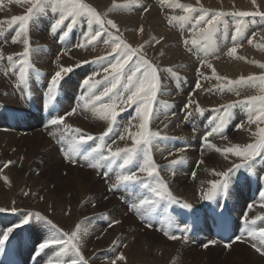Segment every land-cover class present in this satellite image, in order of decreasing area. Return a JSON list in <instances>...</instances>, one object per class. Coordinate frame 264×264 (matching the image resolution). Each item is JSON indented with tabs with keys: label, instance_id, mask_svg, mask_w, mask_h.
<instances>
[{
	"label": "bare ground",
	"instance_id": "1",
	"mask_svg": "<svg viewBox=\"0 0 264 264\" xmlns=\"http://www.w3.org/2000/svg\"><path fill=\"white\" fill-rule=\"evenodd\" d=\"M111 1L112 0H82L83 3H86L92 8H94L105 19H112L114 22H116L120 29L118 35H122V39L125 42H127L130 46H132L133 48H140L142 44H145L142 47V53L143 50L146 49L144 50L146 54V58L154 62L155 64L159 65L157 66L154 64V66L158 67L159 69V73H160V74L158 73L159 80L161 85L165 86V89L161 88V94H158L157 99L160 98V99H170V100H168L169 103L164 108H160L158 106V103L155 106V111L159 113L160 125H157L155 124V122L152 121L150 125L151 130L159 132L161 136H165L163 134L165 131L173 129L176 126H180V127L189 126L193 121L195 122L194 124L195 130L193 135L196 134L195 138L197 139V142L194 143L191 140V137L183 136L184 135L183 130H178V134L181 136L178 139V141L172 142L168 138L163 142L167 143L168 146L167 148H172V150L174 151H178V149L184 148L188 146V144H191L192 147H194L195 145L196 147L203 149L204 148L203 136L205 135V132L201 128H199V125L197 124L195 118L189 120L185 119V113H183L182 111L187 103L186 99L190 98V97L186 98V93L188 92V90H190V92H188V95L191 96L194 94L195 95L194 101L200 102V104L204 107H209L208 111L211 112L212 115L214 116L219 115V113L212 110L219 108L225 103H229L234 99L236 100L246 99L254 95H257V93H255L256 89L252 85V82H249L244 85L235 86V90L230 91L231 93H227V94L225 93L228 91L227 90L221 91L219 89V85L226 84L228 80H233V81L239 80L241 77H244L246 79L247 77L250 76L253 77L258 75H264V71H258V70H264V68L260 67V65L264 64V19H259L255 17L249 22H246L244 24V28H245L244 33L241 36H239L235 41L236 44L240 45L237 48V53L235 57L229 56L227 54L229 49L234 45V42L232 40V35L235 33V23L237 21V19H230V23H228L229 29L227 34L226 35L223 34V30H221V33L217 34L216 37L217 43L216 45L212 46L213 51L206 56L207 63H210L215 69L216 76H213V68H208L207 65L204 64L205 61L204 51L200 48L199 45L193 46L191 44V40L197 38V33H194L192 31V25L190 23H185L181 21H173L172 24H169L168 22L169 17L172 16L175 10L174 8L180 11L183 15H186V13H184L180 7H177V5L187 6V3L189 4L191 1H196V0H136L135 4H129V0H117L116 1L117 4H114L116 7H114V5L110 7L108 5ZM225 1L229 2V0H225ZM204 2L206 3V5L209 6V4L211 2L213 3L214 0H204ZM215 2H214V6L218 5ZM243 2L245 1H242V3ZM26 5H27L26 2L16 3L15 0H0V11L6 8L0 14V25L2 26V33L5 34L6 36H9L8 37L9 48L14 45V43H12V40L15 38L16 31H18V24H10V22L14 17L23 15L22 11L23 8L26 7ZM109 7L110 9L107 11ZM145 8H147L148 11L145 12L144 11ZM116 9H123L127 11L128 17L130 18L119 16L118 13L116 12ZM193 15L196 14L194 13ZM52 23H53V14L49 9L46 14H41L39 16V19L37 21L32 22L29 27L30 31L32 32V35L28 33V39L30 42V50H31L30 64L36 65L37 66L36 68L40 71V79L41 77L44 78L41 80V82L34 85L33 78L30 75L32 82H31V86L27 90V94H24L25 103L23 105L26 106L29 105L28 104L30 102L29 94L32 93L40 94L42 92H46V86L49 84L51 76L55 73V71L59 70L56 66L53 69V65H52V61L57 57L59 53L61 52L63 53L62 59L64 64H67V66H74L76 63L69 62L68 58H63L70 51L82 53V54L73 53V55L76 58H80L79 62L84 60L91 61L92 57H95L102 53L107 54L110 51V48H108L102 43L99 44L95 49H92L91 46H89L87 50L76 47L78 43L82 42L83 39L82 32L86 31V25L84 28H81L78 25L72 30V32L68 33V35L65 36L63 35V30L58 31L56 35H53L50 31V27ZM141 26L144 29L143 33L139 32ZM43 27H46L47 29V33L45 34L44 38L47 41H49L48 42L49 46L43 45L42 48H39V44L41 43V40H35L34 38L38 37ZM128 29H133L135 32L138 31V34H129ZM198 31L199 30H197V32ZM56 37L60 38L59 39L60 43H58L59 45L56 44ZM62 37H64V39H62ZM157 39L160 40L159 44L155 43V40ZM185 39L189 41V44L187 46H185L183 43ZM249 39L252 40L251 44L248 43ZM164 48L168 50H166L165 52L164 51L161 52L159 57L161 59H157L156 50L161 51ZM65 49H70V50L65 53ZM19 51L20 50L8 51V54H10V52H13L14 54ZM9 56L12 55H7V58ZM12 57L14 61H18L20 59L19 54H15ZM245 58H248V61L244 60ZM249 59L252 62L249 61ZM6 62L7 60H3V59H1L0 62V90L5 89L3 84H5L8 80V75L5 74L7 72L6 69L8 67L6 66ZM57 62L58 61H56V63ZM59 65H61V62ZM82 67L83 69L80 67L81 69L77 68V70L75 69L76 71L73 72L77 76L76 81L72 82V81H68V79H64L61 82L60 89L57 93V97L59 99L57 101L54 100L56 107H59L61 105V107L63 108L64 105L66 106L65 113L71 111L73 107H76L74 104L77 105V103H80L78 98L81 95V92L83 91V89H80V87L82 86L81 80L82 78L88 75L89 73L88 69H90L89 64L82 65ZM98 68L99 65H97V67L94 70ZM203 68L204 71L202 72ZM17 69L18 67L15 69V71H13V75H12L13 89H16L18 87L17 86L18 73H16ZM170 70L172 71V73L175 74L174 76L176 77V79L178 77L177 79L178 84L180 83L182 84L183 82L187 81L188 83L187 87L182 88L180 87V85L174 86L173 80L171 77H169L168 74ZM205 77H207V79H205ZM216 77H223L225 79L217 80ZM96 79L101 80L102 76H96ZM198 80L202 84L201 89L205 90L201 96H199L197 93L201 89H197V88L195 89V85ZM102 87L103 84L100 86V89H102ZM237 91L244 95L241 97L230 98L232 95H236ZM175 93L177 94V96H175ZM258 93L264 94V91H260ZM66 96L71 97L70 104L72 106L66 105V102H68L67 100H65ZM259 96H264V95H259ZM54 101H48L50 117L61 115L62 113L60 111H57L56 108H54L53 106ZM39 104H40L39 106L40 109L42 106L40 102ZM23 105L18 104L16 100V96L13 93H11L10 90H8L5 94L0 95V128H7L9 130L8 134H10V135L0 134V151H2L0 155V166H1L0 174L2 180L5 179L3 175L6 176L8 180V183L5 182L3 183L0 180V207L8 209V211H6L5 213H0V225H1L0 231H3L6 229V227L12 226L15 223H17L20 219L23 218V216L26 213L39 212L40 214L45 215L48 219L52 220L53 223H55L59 229L70 233L74 228H76L79 225V220L82 219V217L83 218L86 217L85 212L79 210L78 204L65 205L66 201L63 199H58L56 194L54 193L55 191H51L52 188H54V186L45 185L43 192H41L40 195L37 198H35L33 196V192L36 191L38 185H41L43 183V181L41 180V175H38L39 171L38 174H33L31 172V169L33 168L32 160L35 158L34 154H36V151L33 149L30 152H27V154H24V152L22 153L18 149V152H16L15 154L12 152L15 145V139H16L15 134L24 131L21 128L18 129L17 127L18 114H16L14 110H18L20 111V113H24L25 107ZM1 107L14 108V110L12 109V113H13L12 117H8L6 116V114L4 115L1 112ZM131 110H133L134 112L133 108H131ZM84 112L83 110L78 109L76 116L72 119L66 120V122L72 124L75 127L74 121L79 120L84 115H86V121H90L92 119L91 116L92 112L91 111H84ZM242 112L243 109L237 110L235 114L231 115V118L229 120L231 124L237 129L238 134L235 135L236 139L243 142V145L245 144L247 145V143H252L254 137L251 136L250 133L246 131V126H250V125L254 126L255 123L249 124L248 120L244 118V116L242 115ZM166 116L167 118H165ZM37 119L42 122V125L46 123L42 117H38ZM103 122L105 124L99 123L96 125H89L80 122L78 124V127L93 133H102L108 127V123L106 121ZM241 124H243L242 128L239 127V125ZM165 125H167V127H165ZM124 126L125 125L120 124L119 129L111 133L109 137L106 138L108 143H111L113 139L116 140V143L112 145L113 148L125 147V146L131 147L132 142L131 139L127 137V133H125L124 140H119L118 139L119 136L114 135V133L120 135V132L123 130ZM156 128H159V130H157ZM131 130L133 132L136 131L135 128ZM49 131L52 134L54 132V129ZM49 131H47V134L50 133ZM29 137L33 141H36L37 143L43 141L46 144H51L50 141L44 138L42 132L33 131L31 135H28V138ZM55 140L56 139H54L53 141ZM92 143H89L88 147ZM62 145L65 147V151H66V145L64 144ZM3 148L7 150L5 154L8 151L11 152L10 155L12 159H10L9 161L13 162L17 160L15 161V164H11L16 167H11L10 165L7 168H3V165L7 163L6 161H8V160H4L1 157L4 152ZM161 148H162L161 145L159 146V148L154 146L152 151L153 160L157 166V169L159 170L160 177L166 180L168 176H172L171 174H175L182 183H188L190 186L188 184H183L180 186L181 190L177 191L179 196H183L182 190H185L186 192L189 191V193L187 194V199L186 200L178 199V200L181 202H186L191 204L193 208L198 207L199 201H203L206 203L210 201L204 199L202 193L206 192L210 188L211 182L215 181L214 179L218 177L214 175V172H220L222 169L227 170V168L233 165L236 159V157L233 156H229L228 159H225L222 154L221 155L223 156L224 159H220L216 154L214 155L213 159L208 160L211 162H208L203 166V168L211 170V171H207L201 169V163L199 164L196 163V160L200 158L202 159L203 155L202 156L195 155L194 157H191L192 153L182 152L172 156V154L170 155V153L174 151H171L169 153L167 150L164 149L161 150ZM15 156L17 157V159L14 158ZM56 157L58 158L57 160L60 159L62 162H65L62 160L61 154L59 152L57 153L56 151V156L52 160V164H56V165L60 164L58 162H55ZM181 157L183 158V160L181 163H178L180 164L178 168V172H169L165 170L167 167L168 170L170 169L169 164L172 160H180ZM166 159H169L170 161L165 162ZM235 163H240V162H235ZM253 164L255 167L253 168L251 174H253L256 177L257 192H258L264 186V159H260L258 157L257 160L253 162ZM85 165H86V161H84L83 159H79L78 166H76V168H72L74 171V177H72L71 179L70 178L66 179V182L61 181L58 186L56 185L57 188L60 189L64 188L67 185L70 186L69 192L72 193V196L69 198L67 195V202H70L72 200L71 203H74L75 197H78V192H82L80 195V197L82 198L81 204L88 199L87 197H83L85 196L83 194H85L87 187L86 185L87 183L84 177L85 175L89 174V171H82L79 173L80 175L77 173L79 170L77 168H81ZM24 168H27L30 177L27 178L22 177L21 173L24 172L23 171ZM101 169L95 170L96 172L94 174H97V172L101 171ZM130 169L133 171H138V166L134 164L130 166ZM128 170L129 169H124L122 171L126 172ZM120 171L121 170L118 168L117 170L118 175L121 174ZM189 173L195 174L192 180H190V178L187 176ZM251 174L245 168H241L231 177L230 186H233L235 188L236 194L234 195L233 192H230V194H228L227 205L230 209L232 216L236 220L240 219V217L243 216L247 211L250 212V219L258 215H264V210H258L253 208V206L257 204L258 201L256 200V196L253 194V187L248 182ZM115 175L116 172L111 170L110 173H108V175L106 176L107 182L108 183L111 182ZM139 175L143 180L149 178L146 176V174L143 173H139ZM239 178H242L244 181L239 182L238 181ZM37 183L39 184L36 185ZM3 187L8 189L9 191V193H5L4 196H2ZM74 187H76V192L74 191ZM20 190H24V192L29 193V195L26 196L25 198L27 204H25L24 206H22V204L19 203V201H23L24 199L17 195V192ZM139 192H140L139 189L134 188V192H133L134 194L137 195ZM219 196L220 194H218L217 197ZM236 198H238L240 201L243 202L242 206H240V204L236 202L237 201L235 200ZM234 200L235 202L233 204ZM29 203H31V205ZM93 203L94 200L91 199L87 203V205H91ZM263 203H264V198H263ZM172 204L174 206L180 207L179 204H175V203ZM67 206L71 207L69 212L65 211V208ZM13 207L17 209L15 213L11 212V208ZM21 210L26 212L22 213L20 212ZM89 211L91 213H89L88 215H93L97 213L95 207H91ZM10 215L12 218H10ZM125 217L126 216L124 214L119 215L117 217V220L120 221V223H118L117 226H115L111 230H104L102 232H99L97 235H95V237H93L96 240L94 246H92L93 251L97 252L99 250L102 249L104 250L110 247L109 251L103 254L105 256V259H108V261L110 262L108 264H117L118 262H120L116 258L118 255L121 254L126 257V260L119 264H177L176 262H178L177 261L178 255L175 252V249L172 245L170 248L165 246V244L159 245L157 249H155L158 251L157 257H152L150 255L149 242L147 240H143L142 238H140L138 235L139 233L138 231L124 233L128 235V237L125 240L123 238L115 239L117 235L122 234L120 233V224ZM117 220L115 219L113 214L109 221V224L112 221H117ZM32 224L33 223H30L29 225L26 226L29 227ZM259 227H264V220H261V224ZM27 231L31 234V236L35 240H36V235L39 233L38 237H40V242L46 238L42 230L41 224L39 223L35 228H31V229L27 228ZM99 237L102 239L99 240ZM90 238H92L90 234H85L83 238V245L84 244L86 245L87 243L86 240L90 241ZM114 241L117 242V244L119 245L118 247L114 245L113 243ZM174 245L177 246L176 244ZM187 247L191 248L189 246ZM233 247L234 246H232L231 248ZM52 249L46 253V257H45L46 261H42V264H50V262L56 263L58 261L54 257L55 254L54 252H52ZM210 250L211 249H209L208 251ZM109 252L111 253V256L108 255ZM251 253L254 258H258V256L255 253L253 252ZM178 264L180 263L178 262Z\"/></svg>",
	"mask_w": 264,
	"mask_h": 264
},
{
	"label": "snow or ice",
	"instance_id": "2",
	"mask_svg": "<svg viewBox=\"0 0 264 264\" xmlns=\"http://www.w3.org/2000/svg\"><path fill=\"white\" fill-rule=\"evenodd\" d=\"M16 3L26 2L31 6L27 9V13L22 16H16L12 19L10 24H18V31L15 33V38L12 43L22 42L24 45L23 52L19 54L20 59L14 61L12 56L7 59L12 62L10 67L13 71L18 67V87H27L30 78V42L28 39V32L30 23L37 19L41 14H46L50 9L53 14V23L51 24L50 31L53 35H56L58 31L63 30V35L67 36L68 33L78 25L84 28L86 25V31L82 32V42L78 43L76 47L87 50L89 46L95 49L99 44H104L110 51L105 56L97 57L92 61L84 60L76 63L74 66L58 65L57 71L51 76L49 84L46 86L48 93L47 101L56 100L57 93L60 89L61 82L65 76L72 73L74 68H79L85 64H97L99 68L82 81L84 86L76 107H73L71 111L66 115H56L50 119V127L54 129L52 133L53 138L58 143L66 145L65 159L70 164H77L79 159L86 161L87 167L93 169L104 168L111 171L113 166L118 167L121 170L129 169L127 172L122 171L116 177V182L112 185L113 188L119 186H134L138 185L143 189H146L150 195L142 194L138 198V203L132 204V208L138 215L145 217V226L153 228V220H159L161 223L167 225L168 229H160L167 239L175 241L181 237L174 234L175 230L180 233H186L189 231L188 226L185 224L183 227L180 223L171 216L160 217L157 215L158 207L163 203L165 210H167L168 204H179L181 208L188 211L192 210V205L186 202L179 201L169 190L168 185L160 177L159 170L153 160V147L159 148L160 142L167 140V136H161L157 131L151 130V122L153 119H159V115L155 112V106L158 103V94H161L162 85L159 80V69L154 66L149 59L146 58V54L142 53V47L133 48L127 42L122 39V35H118L120 29L116 22L112 19H105L94 8L82 0H15ZM136 0H129V4H135ZM254 6L257 7L256 11H235V12H209L203 7L200 9L193 8L191 6L177 5L180 7L186 15L172 16L169 19V24L173 21H181L190 23L192 25V31L197 33V38L191 40L193 46L199 45L204 51L205 56L209 55L213 51L214 45H216V37L218 33L227 34L229 25L223 19L227 16L233 18H240L235 23V33L232 35L234 45L229 49V56H236L237 48L240 46L235 41L241 36L244 31L245 21L243 18L248 17H264V12L258 10L256 0H252ZM114 7H116L114 5ZM144 11H148L147 8ZM198 15H193L194 13ZM197 30H199L197 32ZM144 29L141 26L139 32L143 33ZM3 35V33H0ZM21 38L22 41H21ZM150 43V42H149ZM156 44L160 43V40H155ZM184 45L187 46L189 41L185 39ZM249 44L252 40L249 39ZM70 49H65V53ZM0 59H3L0 55ZM204 64L208 68H213L207 60ZM203 66V65H202ZM264 68V64L260 65ZM7 75V72L5 73ZM96 76H102L101 80H97ZM213 76H216L215 69L213 68ZM178 79V77H177ZM207 79V77H205ZM217 80H224L223 77H216ZM256 77H241L239 80H228L226 84L219 85L221 91H234L235 86L244 85L249 82L255 83ZM261 90L264 91V76L259 77ZM103 84L102 89L100 86ZM195 87L197 89L202 88L201 82L198 80ZM100 89V90H98ZM239 95V92H236ZM248 109L249 115L247 117L249 124H257L258 131L255 135L258 139L254 143H249L246 146L232 145L226 148H219L212 144L209 137L219 136L221 139L227 140V136L224 135L225 125L231 118V110L235 107V104H229L227 106H220L217 109H213L219 113L210 121V130L203 136L204 143L208 148H214L216 152L221 153L225 159L229 156L236 157L240 160V163H233V165L227 168L226 171L214 172V175L221 177V180L212 181L210 188L203 192V198L206 200H215L218 194L227 195L231 177L234 173L238 172L241 168H245L251 174L254 168L253 162L260 159H264V127H259L260 124H264V96H252L246 101L241 102ZM196 107L193 109V105ZM47 107V102L45 103ZM133 108L135 115L130 114L127 123L118 137L119 140L125 139V133L127 137L131 139V147H116L113 148V144L116 140L113 139L111 143H108L106 138L117 129H119L121 121L118 120L122 112L127 109ZM221 108L223 111H221ZM77 109L84 111H91L92 114L98 117L102 121L108 123L107 129L99 136H93L91 134L83 132L80 128L74 127L72 124L66 122L68 116H72L77 112ZM193 111L203 114V109L199 106L198 102L188 99L185 105V119L193 115ZM167 118V116L165 117ZM167 127V125H165ZM240 128L243 124L239 125ZM135 128L136 131L131 129ZM93 142L88 148L89 142ZM179 152H184V148L178 149ZM172 153H170L171 155ZM180 160H172L170 165H176L181 163ZM204 161H200L203 163ZM11 161L3 165V168H7L11 165ZM138 166V171L130 169L132 165ZM139 173L146 174L147 177L152 178L153 182H147L141 179ZM195 175V174H193ZM5 183H8L5 178ZM111 190V189H110ZM23 195L28 196V192H24ZM260 207H264V203L260 204ZM8 209L0 207V213H5ZM17 209L11 208V212L15 213ZM264 220V215H258L254 218H249L247 213L243 216L245 225L257 224V221ZM30 223H39L41 226L47 225L50 231V236L47 239L42 240L36 250V255H40L50 246H59L58 256L72 257L68 261V264H89V261L82 253L83 247V235L80 232L79 226L74 231L64 232L57 227L52 220L48 219L45 215L39 212L26 213L22 219L12 226L6 227L5 230L0 232V250L6 242L9 241L10 236L22 226L29 225ZM120 223V221H112L109 227ZM246 243L251 241V247L259 253L260 256H264V227H251L248 229L246 236H237L234 241L226 243L224 247L230 249L232 243L235 242ZM115 246H119L117 242H113ZM215 244V241L212 242ZM208 247V245H205ZM118 261H125L124 255H119L116 258ZM51 264V262H50ZM56 264H65V261L58 260Z\"/></svg>",
	"mask_w": 264,
	"mask_h": 264
},
{
	"label": "rangeland",
	"instance_id": "3",
	"mask_svg": "<svg viewBox=\"0 0 264 264\" xmlns=\"http://www.w3.org/2000/svg\"><path fill=\"white\" fill-rule=\"evenodd\" d=\"M116 1L117 0H112L111 1L112 3L110 2L108 6L111 7L112 5L117 4ZM224 1L225 0H214V2L216 4H218V5L214 6V2L213 3L211 2L209 4V6H208L204 2V0H196V1H191L189 3V5H191V6L193 5L196 8L203 7V9H207V11L213 12V13L214 12H218V11H224V12H229L230 11L229 13H231V12H235V11H256L257 10V7L253 5L252 0H229V2L225 1L226 3ZM242 1H245V2L242 3ZM256 5H258V10L259 11L264 12V0H256ZM30 6L31 5L29 3H27L26 7L23 8V11H22L23 15H25L27 13V9ZM10 7H12V6H10ZM110 7L107 9V11L110 9ZM5 9H2L0 11V14ZM116 12L118 13L119 16L128 17V12L123 10V9H116ZM179 15H182V13L180 12ZM128 18H130V17H128ZM225 18H233V17L232 16H227V17H224L223 19H225ZM251 18H253V17H248L247 19H251ZM38 19H39V17L37 19L33 20L32 22L37 21ZM243 19H245V18H243ZM31 23H30V25H31ZM0 33H2V26L1 25H0ZM28 33L30 35H32V32L30 31V28H29V32ZM46 33H47V29H46V27H43L41 29L38 37L34 38L35 40H41V43L39 44V48H42L43 45H48L49 44L48 43L49 41H47L44 38ZM128 33L129 34H138V31L135 32L133 29H128ZM8 37L9 36H6L5 34L0 35V42H1L0 43V52L2 54L3 60H7V61H8V59H7L8 51L20 50L19 52H16L14 54H13V52H10V55L13 56L15 54L22 53L23 52V48H24V45H23L22 42H17V43H15L13 46H11L9 48ZM22 39L23 38H21V41H22ZM59 39L60 38L56 37V44L57 45H59L58 43H60ZM144 45L145 44H142V46H144ZM144 50H146V49H144ZM144 50H143V54H145ZM166 50H168V49L164 48L161 51L156 50V54H157L156 58L157 59H161V58H159L160 57V53L163 52V51L165 52ZM73 53H78V52L70 51L63 58H68L69 62L78 63L80 58H76L73 55ZM99 53H101V52H99ZM78 54H82V53H78ZM102 54H99V55H97L95 57H92L91 61L96 59L98 56L100 57L101 55L102 56L107 55L106 53L105 54L102 53ZM205 60H206V56H205ZM244 60L248 61V58H245ZM56 61H58L57 62L58 64L56 63ZM249 61H251V60L249 59ZM60 62H61V65L67 66V64L63 63L62 56H58L57 58H55L52 61L53 69H54L55 66L58 68V65L60 64ZM150 62H152V61H150ZM152 63L155 64L154 62H152ZM155 65H157V64H155ZM205 65H204V68H205ZM157 66H159V65H157ZM94 67H95V65H93L91 68H94ZM81 68L79 67L78 69H81ZM204 68H203L202 72L204 71ZM75 69L77 70V68H74L73 72L76 71ZM91 70H93V69H91ZM6 71H7V75H8V80H7V82L5 84H3L5 89L0 90V95H3L8 90H12L13 89V86H12V83H13L12 75H13V73L8 71V67H7ZM258 71H264V70H258ZM73 72L70 75L68 74L66 77H72V76L75 77L76 74L73 73ZM202 72H201V74H202ZM168 74H169V77H171L172 75L173 76L175 75L174 73H172L171 70L168 72ZM261 76H264V75L253 76V77L257 78L256 82L252 83V85L256 89L255 93H257V95H254V96L264 95V94L258 93V92L262 91L261 90V85H260V82H259V77H261ZM75 78L77 79V76ZM71 79L72 78H69L68 81L71 80ZM76 79H75V81H76ZM179 85H180V87L185 88V87H187L188 83H187V81H185L184 83H182V84L180 83ZM162 89H165V86H162ZM204 91H205L204 89H201L197 93H198L199 96H201L204 93ZM188 92H190V90H188ZM188 92L186 93V98L190 97L194 101L195 95L193 94V95L189 96ZM45 93L46 92H42L40 94H33V93L29 94L30 95L29 104H34L35 103L37 105V108L39 109V106H40L39 102L41 103V106H42V102H44V94ZM227 93H231V92L228 91L225 94H227ZM243 95L244 94L239 93V95H237V94L236 95H232L230 98L241 97ZM175 96H177L176 93H175ZM67 97H69V96H66V98ZM188 99H186V102L188 101ZM247 99L248 98L240 99V100L234 99V100H232L229 103L223 104V106H227L229 104H235V107L232 108V110H231L232 114H235L237 110L243 109L241 102H243V101H245ZM168 100H170V99H160V98H158V106L160 108H164L169 103ZM47 103H48V101H47ZM70 103H71V101L68 104L70 106H72ZM198 104L204 110L203 114H200V113H197V112L193 111V115H192L191 119H194V118L197 119L196 122L199 125V128H201L206 134L207 131H206V126H205L204 123H205L206 120L209 119L208 117H212L213 118L214 115H212V113L208 111L209 107L202 106L200 104V102H198ZM195 107H196V105L194 104L193 105V109ZM63 108L66 109V106L64 105ZM221 111H223L222 108H221ZM247 111H248V109H247ZM64 114H65V112H64ZM130 114L132 116L135 115V113L133 112V110H131V108H129L125 112L121 113L120 117H118V120L121 121V123H120L121 125H125L127 123V120L129 118ZM156 114L159 115V113H157V112H156ZM61 115H63V112L61 113ZM242 115L244 116V118L247 119L249 114H247L243 110ZM91 116H92V119L90 121H82L80 119L74 121L75 127H78V124L80 122H82L84 124H89V125H96V124H99V123H104L103 121H101L98 117L94 116L93 114ZM193 116H196V117H193ZM152 121L155 122V124L160 125L159 124L160 123L159 119H153ZM229 126L231 127L230 129H228ZM259 127H264V124H260ZM80 129L83 132L91 134L93 136H98V135H101L103 133V132L102 133H93V132H90V131L82 129V128H80ZM156 129L159 130V128H156ZM191 129H193V131H194L195 130V125H189V126H185V127L176 126L173 129L165 131L163 134L165 136H167L172 142H175V141H178V139L181 137L178 134V130H183L184 131V135L183 136L191 137L190 134H189V133H191ZM227 129L229 130L228 133H227ZM246 131L249 132L250 135L254 137L252 143L256 142L257 139H258V136L255 135V133H257V131H258V125L255 124L254 126H252V125L246 126ZM31 132H33V131H31ZM236 134H238L237 129L231 124L230 120H228V122L225 125V129H224V135L227 136V140L221 139L219 136H214V137H210V141L216 147H219L221 149L226 148V147H230L232 145L246 146V144L243 145V142H241L240 140L236 139V136H235ZM8 135H10V134H8ZM114 135L115 136H119L116 133H114ZM20 137L15 139V145H14V148H13L12 152L15 154L16 152H18V149H19L20 152H22V153L24 152V154H27V152H30L31 150L34 149L36 151V154H34L35 158L32 160L33 168L31 169V172L33 174H38V171H39L38 175H41V180L43 181V183L41 185H38L39 183L36 184L38 186L36 188V191L33 192V196L35 198H37L40 195V193L43 192V189H44L45 185H50V186H54V188H52L51 191H55L54 193L56 194L57 198L58 199H63V200L66 201L65 205H73V204L76 205V204H78L79 210L80 211H84L85 214H86L85 218L82 217V219L79 220V225L78 226L80 228V232L82 234H84V235L85 234H90L92 236V238H90V241L86 240V242H87L86 245L84 244L83 247H82L83 255L89 261V264H108V263H110L108 261V259H105V256L103 255L104 253H107L109 251L110 247L107 248V249H104V250L103 249L99 250L97 252L93 251V247L92 246H94L95 241H96L93 237H95V235H97L99 232H102L104 230H111L112 229V228L109 229V222L108 223H105V222L106 221H110V219H111L113 214H114V217H115L116 220H117V217L119 215L124 214L122 208L120 207L122 205L118 204L117 201H114V197H115L116 194H118V193L119 194H124L125 193V190L123 189V186H119V187H115V188L111 187L112 188V193H111L112 196H108L107 193H104V187H103L104 185L101 184L102 182L99 181V180H96V175L97 174L93 175V173H92V170H94V173H95V170H97V169H93V168H90V167H87V166H83L81 168H77V169H79L77 173L79 174L82 171H89V174L85 175V177H84V179L86 180V183H87L86 184L87 187H86L85 194H83V195H85L83 197H87L88 199L85 200L81 204V199L82 198L80 197V195H81L82 192H78V197H75L74 203H71L72 200L70 202H67V195H68L69 198L72 196V193L69 192L70 186L67 185V186H65L62 189L57 188V186L60 184L61 181L62 182L65 181L66 182V179H69V178L71 179L72 177H74V171H73L72 168H76V167L70 166L71 165L70 163H69L68 167H66V164H65L66 162H62L60 159L57 160L58 159L57 157H56V161L55 162H58L60 164H57V165L56 164H52V160L56 156V151H55L54 147L52 146V144H46L43 141H40L39 143H37L36 141H33L30 137L28 138V136H20ZM247 144H249V143H247ZM160 145H161V147L164 150H167L169 153L171 151H174V150H172V148H167L168 146H167L166 142L161 141ZM194 147H196V146L194 145ZM15 148H17V151H14ZM202 150L204 152L203 153V157H202V161H204V162L201 163V169L202 170L211 171L210 169L203 168V166L206 163L211 162V161H208V160L209 159H213L214 155L217 154L220 159H224L223 156L221 155V153L216 152L214 148H208V147L204 146V148ZM6 151L7 150L4 149L3 155L1 157L4 160H8L9 161L10 159H12V157L10 155L11 152L8 151L5 154ZM0 152H2V151H0ZM194 152L198 153V150L195 149ZM190 153H192V152H190ZM195 153H192L191 157H194L195 155H197ZM14 158L17 159L16 156ZM8 161H6V162H8ZM15 161H17V160H15ZM15 161H13L11 164H15ZM168 161H170V160L169 159L165 160V162H168ZM235 162H240V160L238 158H236ZM34 165L37 166L38 168L35 167ZM179 165L180 164H178L177 169H174L175 165H170L169 164L170 169L168 170V167H167L165 170H167L169 172H178ZM77 166H78V163H77ZM11 167H16V166L11 165ZM112 170L116 172V175L114 176L112 181L109 182V184L113 185L116 182V177L118 176V174H117L118 167L113 166ZM23 171L24 172L21 173L22 177H25V178L30 177V174H29L27 168H24ZM221 171H226V170L222 169ZM100 172H102V173L104 172L103 174H104L105 177L108 175V173H110V171H108V170H106L104 168H102ZM3 177L6 178V176H4V175H3ZM106 179H107V177H106ZM221 179H222L221 177H217L214 180L218 181V180H221ZM0 180L3 183L5 182V179L2 180L1 174H0ZM166 182L168 184L169 190L172 192V194L177 199H181V200H186L187 199V194L189 193V191L186 192L185 190H182L183 196H179L177 191L181 190L180 189L181 185L188 184V183H182L177 178L176 175L175 176L172 175V177L168 176V178L166 179ZM229 187H230V185H229ZM74 191L76 192V187H74ZM2 192H3L2 196H4L5 193H9L8 189H6L5 187H3ZM15 192H17V191H15ZM132 192H134V188L132 189ZM23 193H24V190H20V191L17 192V195L19 197L24 198L23 201H19V203H21L22 206L27 204L26 200H25L26 196L23 195ZM91 199L94 200V203L91 204V205H87V203ZM235 200H237L236 202H238L239 199L236 198ZM235 200L233 201V204H234ZM240 202H242V201H240ZM29 204L31 205V203H29ZM240 206H242V205H240ZM91 207H95V210L97 211L96 214L88 215L89 213H91L89 211L91 209ZM70 209H71V207L67 206L65 208V211L69 212ZM124 210H125V208H124ZM20 212L23 213V212H26V211H22L21 210ZM4 216H6V215H4ZM10 218H12L11 215H10ZM130 218L131 219H129V217H125L124 220H122V222L120 224V233H122V234L117 235L115 237V239L116 238H118V239H122L123 238L125 240L128 237V235H126L124 233L138 231L139 232L138 233L139 237L142 238L143 240H147L149 242V244H150V255L152 257H157L158 251L155 250V249H157V247L159 245L165 244V246H167L168 248H170L171 245L174 247L175 252L178 255L177 261L180 264H190V260H192V264H203V263L204 264H208V261H209V264H264V259L259 258V257H258L259 259L258 258H254L252 253L246 247H244V246L242 247V246H239V245H236L233 248H231L232 249L231 250V254L229 253L227 256H224V254H222L220 250H217L218 252H213L211 250L207 251V254L205 256H203L204 252L202 250L197 251V252H193L195 249L188 248L187 246H184L185 248L183 250L182 247H179V246L177 247V246L174 245V243H172V244L168 243L167 241L162 239L158 234H156L154 232H148V231L143 232L142 230H139V228L142 229V227L136 226L137 225L136 222L132 219L131 216H130ZM126 219H127V221H126ZM37 224L38 223H33L28 228L29 229L35 228L37 226ZM107 225H108V228H107ZM41 227H42V230H43V232H44V234L46 236L45 239L49 238L50 231H49L48 226L47 225H43ZM76 229H77V227L74 228L72 231H74ZM0 232H2V231H0ZM64 232H66V231H64ZM38 234L36 235V241H37L36 244H39V242H40V237H38ZM84 235H83V238H84ZM30 237L32 238L31 234H30ZM87 239H88V236H87ZM101 239L102 238L99 237V240H101ZM176 245H177V243H176ZM51 249H52V252H54V254H55L54 257L57 260L65 261L66 264H68V261L70 260V258H74V257L71 256V254H69V256H58L57 253L59 251V246H50L49 249H46L38 257V261H40L39 264H42V261H46V259H45L46 253L48 251H50ZM87 250H88V252H87ZM108 255L111 256V253L109 252ZM25 259L28 262V260L30 259V255H27L25 257ZM195 259H196V261H195ZM178 262H176V263L178 264ZM119 263H122V262L120 261L117 264H119ZM2 264H7V263H2Z\"/></svg>",
	"mask_w": 264,
	"mask_h": 264
}]
</instances>
